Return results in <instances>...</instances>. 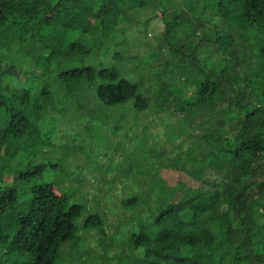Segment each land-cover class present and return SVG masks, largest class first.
Here are the masks:
<instances>
[{
	"label": "trees",
	"instance_id": "16d2710c",
	"mask_svg": "<svg viewBox=\"0 0 264 264\" xmlns=\"http://www.w3.org/2000/svg\"><path fill=\"white\" fill-rule=\"evenodd\" d=\"M99 108L117 120L94 136L123 200L116 225L78 227L85 208L44 178L45 155L57 119ZM73 143L66 156L89 157ZM81 231L100 250L67 259ZM86 261L264 264V0H0V264Z\"/></svg>",
	"mask_w": 264,
	"mask_h": 264
},
{
	"label": "rangeland",
	"instance_id": "374dc122",
	"mask_svg": "<svg viewBox=\"0 0 264 264\" xmlns=\"http://www.w3.org/2000/svg\"><path fill=\"white\" fill-rule=\"evenodd\" d=\"M226 1H230V0H226ZM211 13L214 14L213 11H211ZM75 38L82 41V35H75ZM116 43L117 42L111 41L110 46L113 47ZM21 51L24 52L31 61H33L37 56L36 50L29 51L28 48H25L24 50L21 49ZM169 79H172V77L168 78V80ZM53 84L54 83H47L45 89H47L48 91L53 90ZM164 84L167 85L168 87L167 82L166 83L164 82ZM9 89L10 87L7 88V90ZM170 100L171 99L169 98V96H167V100H166L167 104L169 103ZM130 104L131 102L126 104L127 106L124 108L128 110L131 106ZM70 111L71 112H68V115L66 116L62 115L64 119L60 117L56 121V124L58 123V125H55L57 131L56 139L54 132L52 136L53 145L50 148V150L47 149L49 152L46 153L45 157H46V161L51 162L53 165H58V167L56 169H48L45 172L44 178L47 181L52 182L56 185L57 192L59 193L61 192L62 194L65 193L68 196L70 195L71 203L83 204L85 208L84 210L85 213H83L81 218L77 221L78 227L82 224V222L87 216L91 214L105 215V213L108 215V217H110V224L116 225L118 222V219L116 217L118 213L117 211H115L113 204L115 203L118 204L123 200L121 196L122 194H124L122 193L124 187L119 184L120 179H122L123 171L121 169V166L109 162L112 158L110 153L106 152V149L109 147V145L108 144L106 145L104 142H102V140H104L103 138L100 139L94 136V129L95 127H100V128L102 127V123L100 121L105 123L108 127L114 128L113 126L117 125L116 122L117 120L111 114L110 116H104V114H102L101 108L96 109V113H95V117H97L96 120L87 117L86 114L76 117L75 115L72 114V110ZM44 115L46 116V114H43V118H42L43 120H45ZM154 115L156 116V114ZM48 119L49 117L46 119V124ZM97 121L100 122V124ZM52 123L53 122H51V124ZM99 132L100 134L97 133V135H101L105 131L102 130L101 128ZM109 135L110 137L114 138L112 132ZM141 139L146 140V136L141 135ZM73 140L77 141L78 144L83 143V149L86 146L89 147L88 158L85 156L82 157L66 156L69 154H68V149H66L65 147L67 144L68 145L74 144ZM144 145L145 143L142 146ZM119 150H120L119 146L117 145V150L115 152V159L117 158V160H119V157L116 154L119 152ZM37 160L41 161L42 159L38 156L36 161ZM17 162L18 161L13 160L9 163V165L12 168L16 169ZM98 164H100L101 166V168L99 169L96 168ZM107 180L108 183H105ZM78 182L81 183L80 186H78L77 184ZM113 182L114 184L111 185ZM17 189L21 193L19 204H24V203L26 204V201L29 197L28 195L29 185L24 183L17 184ZM144 203H145L144 201H139L138 205H142ZM91 232L95 233L94 230H92ZM81 233L82 231L80 232V234H78V237H80V240L81 238L84 240V237ZM130 236H131L130 233L127 234L126 236L127 246L125 245V247H123L121 252H119L118 257L129 254L130 251H132V248L129 245ZM84 241L77 242L78 247L67 250V252L64 253L67 259L70 258L74 259L81 254L82 257L86 259L85 254L88 252L87 248L88 246L90 247V245L92 247L96 246L97 250L98 251L100 250L98 242L94 241L92 238L89 240L85 239ZM82 244L86 245V247H84L83 249L80 248ZM102 245H104V240L101 241V246ZM87 261L86 263L89 264Z\"/></svg>",
	"mask_w": 264,
	"mask_h": 264
}]
</instances>
